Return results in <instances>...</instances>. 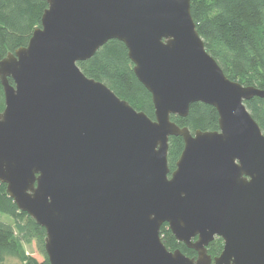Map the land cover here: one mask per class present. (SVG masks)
I'll return each mask as SVG.
<instances>
[{
	"label": "water",
	"instance_id": "1",
	"mask_svg": "<svg viewBox=\"0 0 264 264\" xmlns=\"http://www.w3.org/2000/svg\"><path fill=\"white\" fill-rule=\"evenodd\" d=\"M45 1L28 45L0 61V183L45 229L50 264H264V134L245 106L264 90L226 77L191 0ZM112 40L154 119L79 68ZM195 103L218 131L171 120ZM171 137L184 141L173 172ZM164 224L196 258L166 248Z\"/></svg>",
	"mask_w": 264,
	"mask_h": 264
},
{
	"label": "trees",
	"instance_id": "2",
	"mask_svg": "<svg viewBox=\"0 0 264 264\" xmlns=\"http://www.w3.org/2000/svg\"><path fill=\"white\" fill-rule=\"evenodd\" d=\"M47 8L45 0H0V61L28 45ZM191 14L207 52L226 77L243 86L264 90V0H191ZM78 66L87 78L105 84L135 110L154 119L151 94L136 78L134 65L122 42L109 41L90 60ZM245 106L264 134V99L256 97L245 102ZM4 108L0 82V112ZM171 120L192 133L219 130L217 110L202 103L193 104L186 118L172 116ZM183 149L181 137L170 138L168 164L171 172ZM0 215L12 220V223L0 222V264L8 258H15L22 264H50L44 248L45 229L17 208L1 183ZM160 234L169 251L180 250L187 257H197L194 250L176 240L167 224ZM33 243L40 250L42 261L27 255L24 245ZM223 247V240L216 237L207 247V253L214 260Z\"/></svg>",
	"mask_w": 264,
	"mask_h": 264
},
{
	"label": "rangeland",
	"instance_id": "3",
	"mask_svg": "<svg viewBox=\"0 0 264 264\" xmlns=\"http://www.w3.org/2000/svg\"><path fill=\"white\" fill-rule=\"evenodd\" d=\"M0 222L12 223V220L8 217L0 215ZM27 255L36 258L38 261H42L43 257L40 253V250L37 248L36 244L24 245ZM3 264H22L19 260L15 258H8Z\"/></svg>",
	"mask_w": 264,
	"mask_h": 264
}]
</instances>
